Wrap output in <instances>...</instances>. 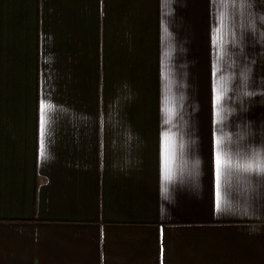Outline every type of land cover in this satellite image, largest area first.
I'll return each instance as SVG.
<instances>
[{"label":"crops","instance_id":"0c3cea01","mask_svg":"<svg viewBox=\"0 0 264 264\" xmlns=\"http://www.w3.org/2000/svg\"><path fill=\"white\" fill-rule=\"evenodd\" d=\"M254 153L264 0H0V264H264Z\"/></svg>","mask_w":264,"mask_h":264},{"label":"snow or ice","instance_id":"6c2138e0","mask_svg":"<svg viewBox=\"0 0 264 264\" xmlns=\"http://www.w3.org/2000/svg\"><path fill=\"white\" fill-rule=\"evenodd\" d=\"M220 97L217 96V102H219ZM46 105H41V131L43 133V127H44V109ZM165 112L166 114L169 113V110L167 108V102H165ZM165 122H168L167 120ZM217 168L219 169L221 166V159L218 157L216 160ZM226 167L228 169H234L237 171H244V172H251V171H257V172H264V155L254 153L250 157H237L235 159L229 158L226 164ZM169 176L166 175L165 179H168ZM217 207L219 208V200L217 201Z\"/></svg>","mask_w":264,"mask_h":264}]
</instances>
